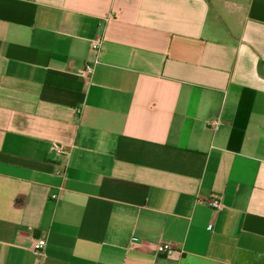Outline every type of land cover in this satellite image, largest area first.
I'll return each mask as SVG.
<instances>
[{"label": "crops", "instance_id": "0c3cea01", "mask_svg": "<svg viewBox=\"0 0 264 264\" xmlns=\"http://www.w3.org/2000/svg\"><path fill=\"white\" fill-rule=\"evenodd\" d=\"M0 264H264V0H0Z\"/></svg>", "mask_w": 264, "mask_h": 264}, {"label": "built area", "instance_id": "2783aa9c", "mask_svg": "<svg viewBox=\"0 0 264 264\" xmlns=\"http://www.w3.org/2000/svg\"><path fill=\"white\" fill-rule=\"evenodd\" d=\"M101 46H102V38L94 40L92 43V47L94 51H96L97 53L100 52ZM93 71H94V65L92 63H87L82 71V74L84 76H88L91 75ZM209 125L214 131H217L218 127L221 125V120L220 119L212 120L210 121ZM55 147L60 154H63L65 156H68L70 154V149L65 146L55 145ZM209 204L214 210H219L223 206L221 200L217 198H213ZM46 245L47 242L44 238H38L33 242L32 251L37 257H41L44 253ZM156 251L158 252V254H165V255H171L174 252L172 246L168 243L158 244L156 247Z\"/></svg>", "mask_w": 264, "mask_h": 264}]
</instances>
